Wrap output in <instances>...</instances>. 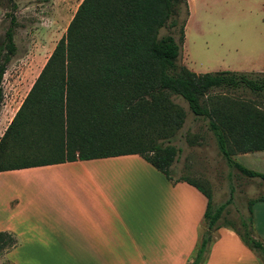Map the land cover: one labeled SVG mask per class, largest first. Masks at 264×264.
<instances>
[{"label": "trees", "instance_id": "16d2710c", "mask_svg": "<svg viewBox=\"0 0 264 264\" xmlns=\"http://www.w3.org/2000/svg\"><path fill=\"white\" fill-rule=\"evenodd\" d=\"M180 3L186 6L185 0H81L0 135V172L137 154L167 179L192 185L206 199L188 264H204L221 224L264 264V244L249 228L250 205L262 197L247 200L249 216L238 228L219 222L231 190L214 207L208 189L191 178L170 176L179 151L170 142L185 118L174 101L180 97L194 116L206 120L227 166L264 181V173L233 158L239 152L264 150V72L194 73L177 63L184 21L177 40L158 34L161 28L176 25ZM15 27V18L8 13L0 45V103L2 76L16 52ZM213 87L227 91L243 87L254 99L210 93ZM15 244L10 233L0 231V255Z\"/></svg>", "mask_w": 264, "mask_h": 264}, {"label": "crops", "instance_id": "0c3cea01", "mask_svg": "<svg viewBox=\"0 0 264 264\" xmlns=\"http://www.w3.org/2000/svg\"><path fill=\"white\" fill-rule=\"evenodd\" d=\"M27 90L16 102L15 94L3 95L0 123L7 117L10 121ZM233 158L264 173V168H252L256 160L264 165V150L239 152ZM33 171L40 173L33 182L0 180V231L16 240L0 255V264H188L192 260L204 195L184 181L167 179L137 154L1 171L0 177L21 173L29 179ZM255 198L245 200L246 218L247 200ZM250 212L251 235L264 244V198L254 200ZM204 264L261 263L229 226L221 224Z\"/></svg>", "mask_w": 264, "mask_h": 264}, {"label": "rangeland", "instance_id": "374dc122", "mask_svg": "<svg viewBox=\"0 0 264 264\" xmlns=\"http://www.w3.org/2000/svg\"><path fill=\"white\" fill-rule=\"evenodd\" d=\"M80 1L0 0V45L8 25V13L16 21L13 32L16 52L10 58L1 82L4 96L7 94L6 97H9L13 93L16 102L25 89H29L54 44L63 35ZM185 2L186 6L183 3L179 5L176 25L161 28L158 34H171L177 40L178 27L184 21V36L177 63L194 73L221 70L264 72V0ZM12 5L14 8H11ZM210 89H213L210 93H228L254 99L251 98L253 95L249 90L243 87L234 91L223 90L228 88L222 87ZM15 90L17 93H14ZM174 101L183 108L185 118L170 142L179 148L170 166L171 178L185 176L208 189L214 207L223 203L231 190V201L225 206L219 222L227 221L240 228V222L247 219L246 198H264L263 181L258 178H245L234 168L228 167L217 151L206 120L194 116L180 97H174ZM7 123L8 117L0 123V132H3ZM255 162L252 166L254 170L264 168L263 163L257 160ZM33 172L35 173L29 175V179L19 173L2 176L0 180L33 182L37 173L40 174Z\"/></svg>", "mask_w": 264, "mask_h": 264}]
</instances>
